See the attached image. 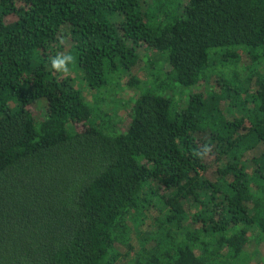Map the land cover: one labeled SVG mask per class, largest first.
Masks as SVG:
<instances>
[{"label":"trees","instance_id":"trees-1","mask_svg":"<svg viewBox=\"0 0 264 264\" xmlns=\"http://www.w3.org/2000/svg\"><path fill=\"white\" fill-rule=\"evenodd\" d=\"M123 85L121 129L101 99ZM262 245L264 0H0V264H253Z\"/></svg>","mask_w":264,"mask_h":264},{"label":"rangeland","instance_id":"rangeland-1","mask_svg":"<svg viewBox=\"0 0 264 264\" xmlns=\"http://www.w3.org/2000/svg\"><path fill=\"white\" fill-rule=\"evenodd\" d=\"M118 19H119V17L116 18V20H118ZM69 45H70L69 41L67 40V43L63 46H65V49H66L69 47ZM140 50L143 51L144 54L149 55L152 59H154L155 57L156 58L158 57L149 51L147 52V51H144L142 49H140ZM247 63H248V61L245 58H243L242 61L238 63V66H243ZM159 66H160V68H162L163 71H166L168 69V64L162 60H160ZM133 73H136L137 77L140 80L144 81V80H146V78L148 76L149 67L147 66V64H144L141 62L140 65L138 66V68L133 70ZM68 76H71L76 81V84L78 86L82 85V82L80 81L81 75L78 71L71 69V73ZM123 80H125V79H123ZM203 89H205V88H203ZM191 90H192V88L187 90L186 93L180 94V96H178V95L177 96L175 95V96L178 99L179 98L183 99L186 96V94L188 95L189 93H191ZM135 93L132 91V89L130 87L123 85L121 88H119L117 90V93L113 94V92H107V93H105V95L101 99L104 101L103 102V105L105 106L104 110L109 112L112 119L116 121L117 126L121 129H123L125 127L124 124H125L126 120L128 119L127 118L128 113H129L130 108L132 106L131 99H132V97H134ZM170 94H171V92H170ZM32 112L37 117V119L43 118L44 114H45L44 102L41 100L37 101L32 106ZM262 256H264V245H262V246H260V248H258V254L254 257L252 263L258 264V262Z\"/></svg>","mask_w":264,"mask_h":264},{"label":"clouds","instance_id":"clouds-1","mask_svg":"<svg viewBox=\"0 0 264 264\" xmlns=\"http://www.w3.org/2000/svg\"><path fill=\"white\" fill-rule=\"evenodd\" d=\"M58 43L60 45H65L67 39L63 36L59 37ZM75 62V57L70 53L58 52L55 56L50 57V68L55 73L62 76H68L71 73L70 65H73ZM212 151L210 144L205 143L202 148L194 151L193 155L197 158L203 159L208 156Z\"/></svg>","mask_w":264,"mask_h":264}]
</instances>
